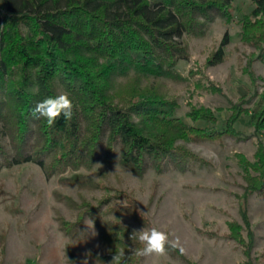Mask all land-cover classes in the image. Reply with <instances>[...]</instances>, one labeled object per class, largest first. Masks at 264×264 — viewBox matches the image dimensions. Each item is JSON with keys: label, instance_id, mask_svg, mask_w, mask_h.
<instances>
[{"label": "trees", "instance_id": "obj_1", "mask_svg": "<svg viewBox=\"0 0 264 264\" xmlns=\"http://www.w3.org/2000/svg\"><path fill=\"white\" fill-rule=\"evenodd\" d=\"M236 1L0 0V171L35 164L47 179L61 177L63 184L111 191L85 172L101 162H117L139 177L149 170L185 172L206 161L179 143L235 136V124L246 115L257 149L253 162L236 155L247 184L244 225L230 222L229 228L231 238L244 249L243 264H254L255 233L246 201L251 195H264V89L249 101L241 98L221 125L214 110L191 103L185 116L191 123L183 120L180 97L170 86L185 84L223 94L206 76L196 79L199 70L184 73L178 65L191 57L188 41L204 38L217 16L233 20ZM250 1L254 9L239 21L240 39L264 64V0ZM229 40L225 34L206 68L225 62ZM60 94L73 102L70 120L61 117L48 127L43 118L32 117L38 102ZM245 104L252 107L244 108ZM54 194L76 211L73 222L57 213L59 230L66 237L76 238L91 219L107 248L100 262L113 264L118 256L116 264H143L146 255L137 252L143 246L130 238L134 229L126 221L141 220L130 194L106 192L97 207L84 198L78 203L59 191ZM6 249L7 235L1 233V258ZM171 250L181 254L177 248ZM65 254L74 259L69 245Z\"/></svg>", "mask_w": 264, "mask_h": 264}, {"label": "rangeland", "instance_id": "obj_2", "mask_svg": "<svg viewBox=\"0 0 264 264\" xmlns=\"http://www.w3.org/2000/svg\"><path fill=\"white\" fill-rule=\"evenodd\" d=\"M253 9L250 0H237L231 9V22L217 16L204 38L188 41L191 57L180 62L178 68L184 73L199 70L196 79L206 76L223 94L170 83L180 97L179 116L187 123H191L185 117L190 103L214 110L221 125H225L233 105L239 104L241 98L249 101L255 92L263 91L264 64L256 50L240 39L239 21ZM225 34L230 39L225 62L206 68L207 58ZM252 104L243 107L251 108ZM234 127L237 135L225 136L221 141L179 143L206 161L185 172L169 170L158 174L149 170L139 177L117 162H101V167L85 172L88 178L111 191L63 184L61 177L47 179L35 164L2 169L0 235H7V249L5 257L0 256V264H105L98 259L106 255L107 248L91 219L84 222L74 239L59 230L57 213L73 222L76 211L56 200V191L78 203L84 198L95 207L106 192L130 194L141 220L126 217L128 225L136 231L155 227L169 236L165 254L146 255L143 264H243L247 260L244 249L231 238L229 228L230 222L244 225L242 211L247 184L236 155L243 154L253 162L257 148L248 116L242 115ZM246 208L255 233L253 263L264 264V195H251ZM68 245L73 260L65 254ZM171 248L179 249L181 254L174 255Z\"/></svg>", "mask_w": 264, "mask_h": 264}, {"label": "clouds", "instance_id": "obj_3", "mask_svg": "<svg viewBox=\"0 0 264 264\" xmlns=\"http://www.w3.org/2000/svg\"><path fill=\"white\" fill-rule=\"evenodd\" d=\"M174 40H179V37H173ZM73 102L67 94H60L55 97H49L38 102L31 110V115L34 119L40 120L43 118L48 127L54 126L57 121L63 117L70 120L73 115ZM101 167V165L98 164ZM137 238L143 246L137 250L139 255H164L166 246L169 245V236L167 233L153 227L149 230L145 228L136 231L134 230L130 238ZM119 260L118 256L113 258V264Z\"/></svg>", "mask_w": 264, "mask_h": 264}]
</instances>
